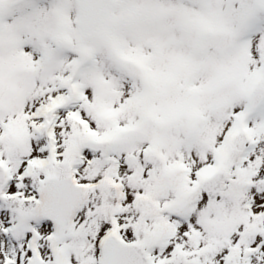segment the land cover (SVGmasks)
I'll list each match as a JSON object with an SVG mask.
<instances>
[{
  "label": "snow or ice",
  "instance_id": "6c2138e0",
  "mask_svg": "<svg viewBox=\"0 0 264 264\" xmlns=\"http://www.w3.org/2000/svg\"><path fill=\"white\" fill-rule=\"evenodd\" d=\"M0 264H264V0H0Z\"/></svg>",
  "mask_w": 264,
  "mask_h": 264
}]
</instances>
